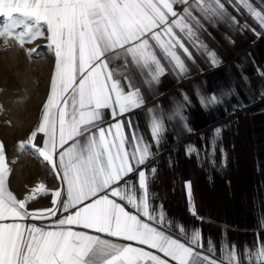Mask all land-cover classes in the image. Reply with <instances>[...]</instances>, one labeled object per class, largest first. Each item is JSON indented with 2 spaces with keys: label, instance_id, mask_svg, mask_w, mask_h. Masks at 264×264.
Here are the masks:
<instances>
[{
  "label": "snow or ice",
  "instance_id": "1",
  "mask_svg": "<svg viewBox=\"0 0 264 264\" xmlns=\"http://www.w3.org/2000/svg\"><path fill=\"white\" fill-rule=\"evenodd\" d=\"M210 23L264 34V0H0L5 50L9 39L23 48L44 38L54 53L40 121L18 148L42 158L62 182L51 193L53 208L29 210L48 192L43 183L24 199L9 190L12 169L0 142V264H264L259 237L242 250L217 246L200 227L173 221L155 204L157 169L150 165L171 114L146 109L151 142L133 120L146 91L166 74L183 78L195 52L218 63L200 39ZM25 51L31 58L36 49ZM221 102L215 93L201 97L205 107ZM183 111L178 105L174 115L186 122ZM187 151L198 154L191 145ZM185 194L190 214L202 220L190 181ZM36 220L51 223L28 222Z\"/></svg>",
  "mask_w": 264,
  "mask_h": 264
},
{
  "label": "crops",
  "instance_id": "2",
  "mask_svg": "<svg viewBox=\"0 0 264 264\" xmlns=\"http://www.w3.org/2000/svg\"><path fill=\"white\" fill-rule=\"evenodd\" d=\"M181 9L177 6V11ZM205 27L200 39L216 52L218 63L211 65L206 56L195 52L183 78L166 74L146 91L145 104L135 111L133 120L151 142L146 109L155 107L161 114H171V119H165L163 140L158 150L154 147L150 165L157 169L150 185L155 204H162L173 221L200 227L205 241L211 239L217 246L235 244L242 250L254 245L257 237L264 240V97L260 96L264 90V34L240 33L225 24ZM47 43L38 38L21 48L9 39L5 50L0 41V142L12 169L9 190L24 199L43 183L48 192L30 201L29 210L53 208L51 193L62 190V182L47 162L18 148V142L26 141L38 125L50 92L55 56ZM26 49H36L31 58ZM229 90L233 94L224 95ZM213 93L222 96V102L205 107L201 97ZM181 104L186 122L174 115ZM217 128L221 132L213 153L211 141ZM189 145L198 154L189 153ZM185 181L191 182L192 201L202 220L189 212Z\"/></svg>",
  "mask_w": 264,
  "mask_h": 264
}]
</instances>
